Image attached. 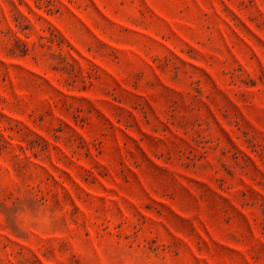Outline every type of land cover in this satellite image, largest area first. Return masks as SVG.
Wrapping results in <instances>:
<instances>
[{"label":"rangeland","instance_id":"374dc122","mask_svg":"<svg viewBox=\"0 0 264 264\" xmlns=\"http://www.w3.org/2000/svg\"><path fill=\"white\" fill-rule=\"evenodd\" d=\"M0 264H264V0H0Z\"/></svg>","mask_w":264,"mask_h":264}]
</instances>
